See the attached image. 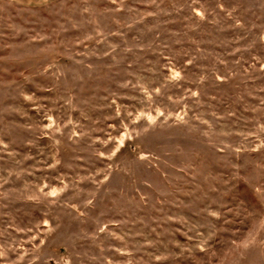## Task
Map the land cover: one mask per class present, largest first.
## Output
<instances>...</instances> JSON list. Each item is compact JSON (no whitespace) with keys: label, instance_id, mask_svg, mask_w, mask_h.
I'll list each match as a JSON object with an SVG mask.
<instances>
[{"label":"rangeland","instance_id":"obj_1","mask_svg":"<svg viewBox=\"0 0 264 264\" xmlns=\"http://www.w3.org/2000/svg\"><path fill=\"white\" fill-rule=\"evenodd\" d=\"M0 264H264V0H0Z\"/></svg>","mask_w":264,"mask_h":264}]
</instances>
